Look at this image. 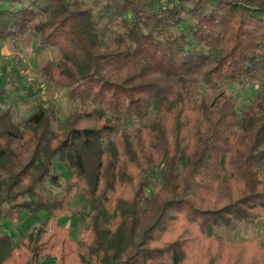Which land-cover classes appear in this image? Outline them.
Returning <instances> with one entry per match:
<instances>
[{"label":"trees","instance_id":"1","mask_svg":"<svg viewBox=\"0 0 264 264\" xmlns=\"http://www.w3.org/2000/svg\"><path fill=\"white\" fill-rule=\"evenodd\" d=\"M30 32L71 109L0 112V226L48 214L0 231V264H264V239L214 231L264 217V90L240 108L228 88L264 84V0H0V43Z\"/></svg>","mask_w":264,"mask_h":264},{"label":"rangeland","instance_id":"2","mask_svg":"<svg viewBox=\"0 0 264 264\" xmlns=\"http://www.w3.org/2000/svg\"><path fill=\"white\" fill-rule=\"evenodd\" d=\"M56 52L50 47L39 48L34 32L17 37H9L0 43V112L9 110L13 121L19 124L32 114L39 105L52 104L58 116L63 119L71 109L66 90L51 81L45 74L43 66L48 60H56ZM237 98L238 107L245 106L264 84L253 87L230 85ZM201 93H207L200 86ZM69 173L65 163L55 159L51 174L43 184L47 196L60 194L68 181ZM155 186V185H154ZM153 185L147 189L151 194ZM88 210L87 203L77 193L72 214L59 217V223L69 227L70 234L77 237L84 230L82 215ZM48 214L26 212L18 221H2L0 231L8 233L14 242H18L28 231L35 229L46 220ZM215 233L223 235L228 243L239 244L245 239H264V217L258 223L251 224L237 221L231 225H218ZM46 264V263H43Z\"/></svg>","mask_w":264,"mask_h":264}]
</instances>
